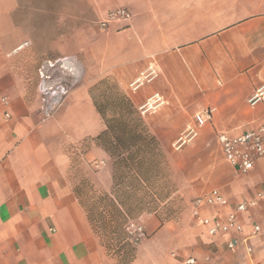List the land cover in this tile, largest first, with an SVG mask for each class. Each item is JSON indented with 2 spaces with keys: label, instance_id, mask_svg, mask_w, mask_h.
<instances>
[{
  "label": "crops",
  "instance_id": "crops-1",
  "mask_svg": "<svg viewBox=\"0 0 264 264\" xmlns=\"http://www.w3.org/2000/svg\"><path fill=\"white\" fill-rule=\"evenodd\" d=\"M118 8L129 19L100 27ZM66 56L80 64L81 79L44 117L38 68ZM152 62L158 76L132 90L130 82ZM104 78L136 109L155 93L165 100L141 117L163 151L175 194L188 205L173 219L153 211L133 220L141 238L128 264H184L187 257L264 264V157L237 173L216 140L220 131L264 125V100L247 102L264 83V0H0V264L117 263L92 228L77 182L92 160L97 169L85 175L94 188L110 193L113 185L112 160L96 141L105 124L90 95ZM207 107L212 121L173 149ZM214 189L229 201L224 211L258 200L237 215L243 231L231 236L234 249L226 247L228 235H208L192 216L190 201ZM257 224L261 231L253 233Z\"/></svg>",
  "mask_w": 264,
  "mask_h": 264
},
{
  "label": "built area",
  "instance_id": "built-area-1",
  "mask_svg": "<svg viewBox=\"0 0 264 264\" xmlns=\"http://www.w3.org/2000/svg\"><path fill=\"white\" fill-rule=\"evenodd\" d=\"M130 13L125 8H118L110 11L106 18L99 25L104 28L111 21L128 20ZM159 68L155 62L140 72L129 84L132 90L139 89L144 84L153 81L159 74ZM37 91L41 100V112L44 117L50 116L62 103L67 93L75 87L82 76V68L73 56H66L48 60L42 63L37 71ZM5 99H3L4 101ZM264 100V83L256 88L248 97L247 102L253 106ZM165 102L163 97L157 93L151 95L142 103L138 111L140 114L152 112ZM212 107L197 111L193 121L185 125L180 134L172 142V148L181 149L190 143L198 133L199 126L211 122L213 118ZM7 116V114H6ZM221 153L237 173H245L252 169L254 164L264 157V125L253 128H246L238 133L220 131L216 135ZM261 193L258 194L260 196ZM257 199L244 200L237 203L232 209L224 211L228 206V199L218 190L198 195L190 201L192 216L198 224L203 227L205 233L210 236L228 235L226 247L234 249L237 246V239L231 236L241 233L243 225L238 220V213L257 206ZM211 208L215 214L203 216L201 210ZM129 231L141 232V227L132 222L128 226ZM253 233L261 231L260 225L253 226ZM184 264H196L194 257H187Z\"/></svg>",
  "mask_w": 264,
  "mask_h": 264
},
{
  "label": "trees",
  "instance_id": "trees-1",
  "mask_svg": "<svg viewBox=\"0 0 264 264\" xmlns=\"http://www.w3.org/2000/svg\"><path fill=\"white\" fill-rule=\"evenodd\" d=\"M90 95L105 124L96 141L112 160L113 185L110 193H104L108 200L105 205L111 209L113 231L123 234L126 244H130L120 261L128 264L136 253V245L133 247L131 242L137 241L129 224L145 212L157 211L162 220L175 218L176 210L169 199L176 186L167 179L169 171L166 174L158 142L117 84L110 78L101 79L90 88ZM85 186L81 183L82 190ZM162 207L165 213L158 211ZM87 213L91 220L89 209Z\"/></svg>",
  "mask_w": 264,
  "mask_h": 264
},
{
  "label": "rangeland",
  "instance_id": "rangeland-1",
  "mask_svg": "<svg viewBox=\"0 0 264 264\" xmlns=\"http://www.w3.org/2000/svg\"><path fill=\"white\" fill-rule=\"evenodd\" d=\"M57 57V56H56ZM111 81V80H110ZM141 115V114H140ZM162 151V149H161ZM163 154V151H162ZM163 158L165 161V165L167 167L166 170V174L167 171L168 175H167V179L168 181L171 182V184L173 186H175L174 182L172 181L171 178V172H170V168L166 162V159L164 157L163 154ZM78 167V169L82 170L81 167H79L78 163H75ZM89 165H85L86 167L84 168V172L82 171L81 175L79 177H77V182L80 181V183H85V190H82L81 193L82 195L80 196V200L83 204V206L88 210H90V217L92 218L90 220V223L92 225V228L94 230V232H96L97 236L99 237V240L102 244V246L105 247L108 255L117 263L116 264H121L120 261H122V259H124L123 255L128 253L129 251V245L126 244V240L123 236V234H120L117 231H113V220H112V216L109 213V211L111 210L110 208L106 207L105 204H107L106 200V196H104L106 193L105 191L102 190H98V187L94 188V181L93 179H91L90 175L86 176V170L87 173L89 172V170H96V166L93 164V161L91 160V162L89 163ZM92 164V165H91ZM103 198V199H102ZM103 201V202H102ZM106 202V203H105ZM169 202L172 204V209L176 210V215H179L180 212L184 209H186V207L188 206L187 204H183L181 202L180 197L175 194L174 192L172 193V195L170 196ZM165 207L160 208L158 211L159 212H163L165 213ZM133 238H135V240L138 241L139 243V239L141 238V235L139 232H135L133 233ZM137 241H133L131 242L133 247L134 245L137 244Z\"/></svg>",
  "mask_w": 264,
  "mask_h": 264
}]
</instances>
